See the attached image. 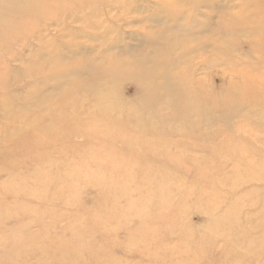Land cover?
<instances>
[{"label":"rangeland","instance_id":"374dc122","mask_svg":"<svg viewBox=\"0 0 264 264\" xmlns=\"http://www.w3.org/2000/svg\"><path fill=\"white\" fill-rule=\"evenodd\" d=\"M225 1L69 0L66 33L47 30L73 67L55 79L36 38L0 37V264H264V3ZM205 2L201 31L176 20ZM167 73L209 110L202 92L183 113Z\"/></svg>","mask_w":264,"mask_h":264},{"label":"bare ground","instance_id":"6f19581e","mask_svg":"<svg viewBox=\"0 0 264 264\" xmlns=\"http://www.w3.org/2000/svg\"><path fill=\"white\" fill-rule=\"evenodd\" d=\"M77 1V0H76ZM248 0H243V2H247ZM264 3V0H262ZM229 3H231V0H226L224 2V6L228 5ZM222 5V4H221ZM69 0H0V37L3 36L2 39H4L5 41L10 40L11 38H13L19 31L23 32L24 38L26 39L27 36H31L33 38H36L37 41V49H35L36 53L39 54L42 57H45V62L42 63L41 60H39V62L36 60V63L38 64V67H41L40 65L42 64L43 68H47V70L52 71L51 76L52 79L55 78H61V77H66L68 75V73L71 72V70L73 69V67L69 64L67 65V62L65 60L64 56H61L59 54L56 53V51H54V37L50 36L48 34L47 36V30L51 27V23L52 25L54 24H61L62 27V33L65 34L66 33V15L68 13V10H71L69 7ZM216 6H219L218 4H216L215 2H205L204 4L198 3L196 4L194 10L188 15V17H179L178 20L179 22L182 23V21L184 22H188L191 24L192 29H193V33L195 32H199L201 31L202 28H204L206 26V22L210 19V12L205 11L207 8H215ZM96 16V15H94ZM223 19H225V16H222ZM253 19H249L247 24H250L251 22L254 21L253 24H259L260 18L256 17L255 15H253L252 17ZM68 20V19H67ZM182 20V21H181ZM62 21H64V24L62 23ZM243 23H246L243 22ZM30 24V26H29ZM62 24L64 25V27L62 26ZM188 25V24H186ZM32 28V29H31ZM223 31L225 33L228 32L227 29L223 28ZM246 31V30H243ZM230 32V30H229ZM249 36L253 37V34H248ZM64 37V35H62ZM1 40V38H0ZM264 43V41H262ZM24 45L21 47H26L24 50H32L31 49V45H29L27 43V40L23 43ZM46 44V45H45ZM48 44V46H47ZM45 46V47H44ZM20 48V49H21ZM44 48V49H43ZM188 53H190L189 51H187L185 53L184 56H186ZM264 53V52H263ZM183 56V54H182ZM70 55H67V58H69ZM23 55L19 54L16 58L15 61H19V60H23ZM2 64L0 66V69L2 71L5 72V70L7 68H9V66L6 64L5 60L1 58ZM264 67V58H261L259 60ZM60 65L57 66L59 67L58 69H52V66L54 65ZM25 65V64H24ZM45 65L47 67H45ZM262 67V68H263ZM75 68V72L76 73H80L81 68L79 66H74ZM262 68L258 71H262ZM171 76L174 75H170V74H166L164 77L166 78H170ZM264 76V70L260 73H258V77H262ZM146 80L143 82L144 86H147L148 83H150L152 81V77H147L145 78ZM175 80V81H174ZM188 81H190L189 79H185L184 80V84H186ZM253 84H256V80H252ZM199 85H194V86H183V83L180 80H177L175 78H170V82L168 83V87L171 90H181L182 92V97L183 99H185V102H179L177 103L180 106V109L183 111V113L186 110V106L185 104L190 102L189 100H193V102L196 101L197 97L199 96L200 93H205V98L203 99L202 103H198L197 105H202L203 109L199 108H194V111H208L211 105V98L209 93L205 92V89H203L201 87L200 81L198 80L197 82ZM102 86H97L94 89V92L97 91V88H101ZM247 85L241 86L239 88L238 94L243 92L240 97L239 100L241 102H244L245 104H249L252 105L253 102L251 100V96L247 90ZM30 86L27 85V87L25 88L26 90L29 89ZM106 88H101V91H105ZM200 91V92H199ZM98 92V91H97ZM139 95H140V90L138 91ZM186 97L188 99H186ZM258 99H260L259 103L261 104V108L260 110L262 112H264V87L261 89V92L258 96ZM108 100L107 97H102L101 95L99 96H95L94 98V102L96 105H98V107L100 108L101 105H103L105 103V101ZM39 103H43V105L47 104V103H52V105L54 104V102H52L49 99H40ZM143 106L149 108V105L143 103ZM56 107L53 106L48 107L49 111H53V109ZM70 115V120H72V115L73 113H68ZM158 114H160V112L153 108V111L151 113V115L157 116ZM194 112L193 110H190L189 115L193 116ZM113 116L117 117L114 118ZM152 117L153 119L156 117ZM62 119L66 118V114L63 113L60 116ZM95 120H92L91 122L96 121L97 117H94ZM130 119L127 116H125L123 114L122 111H116L110 118L109 121L110 122H116V121H123V120H127ZM161 119H164L161 117ZM165 120V119H164ZM62 121V120H61ZM203 126V125H202ZM208 126H210V124H208ZM202 128V127H201ZM199 126H195V131L197 133V135L195 137L197 138H202L203 136L200 134L201 131H199ZM144 130V129H142ZM161 131V130H160ZM207 131V130H205ZM176 133H179V130L174 131ZM204 132V131H203ZM160 135H164L162 133H160ZM26 138L31 137L33 140L36 139L34 133H29L25 132V136ZM142 138V137H141ZM151 137H148L147 140H149ZM175 139V138H172ZM133 142H135V140H133ZM174 142V141H173ZM183 142V143H182ZM186 141H178L176 143H171L170 145L172 146L171 148L174 149H180L177 148L178 146L183 147V145L185 144ZM189 143H192V146H194V143L196 145V148L199 149L201 147V145L203 143H198L196 141H189ZM205 143V142H204ZM177 145V146H174ZM31 146V145H30ZM38 147V145L36 144V148ZM196 149V150H197Z\"/></svg>","mask_w":264,"mask_h":264}]
</instances>
